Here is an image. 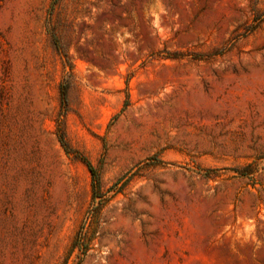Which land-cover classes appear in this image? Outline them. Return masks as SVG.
<instances>
[{"label":"rangeland","instance_id":"1","mask_svg":"<svg viewBox=\"0 0 264 264\" xmlns=\"http://www.w3.org/2000/svg\"><path fill=\"white\" fill-rule=\"evenodd\" d=\"M0 264H264V0H0Z\"/></svg>","mask_w":264,"mask_h":264},{"label":"trees","instance_id":"2","mask_svg":"<svg viewBox=\"0 0 264 264\" xmlns=\"http://www.w3.org/2000/svg\"><path fill=\"white\" fill-rule=\"evenodd\" d=\"M55 42H56V45L58 46L57 39H55ZM60 92H61V94H60V96H61V105H62V108L66 111L67 107H68L67 87L66 86H62ZM58 139H59V142H60L61 146L66 151V153H69V154L75 153L78 156V153H76L69 146L63 128H61L59 133H58ZM83 160L85 161V164H86L88 170L92 174L94 196H96L95 194H97V186H98L97 171H96L95 167L89 161H87L86 159H83Z\"/></svg>","mask_w":264,"mask_h":264}]
</instances>
